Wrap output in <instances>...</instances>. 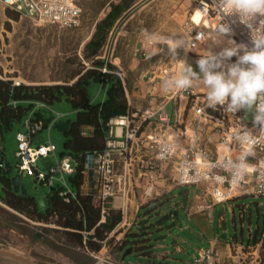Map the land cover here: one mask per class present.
Returning a JSON list of instances; mask_svg holds the SVG:
<instances>
[{
    "label": "rangeland",
    "instance_id": "rangeland-1",
    "mask_svg": "<svg viewBox=\"0 0 264 264\" xmlns=\"http://www.w3.org/2000/svg\"><path fill=\"white\" fill-rule=\"evenodd\" d=\"M108 1L85 0L88 6L85 23H81L79 27L67 29L37 23L20 15L18 19H15L8 15V8L0 5V78L16 80L24 84L74 83L92 67V63L84 58L83 51L87 42L92 38L94 21ZM165 4L176 16L184 15L183 22H180V29L175 31L172 37L183 38L185 41L186 26L195 8V0H166ZM174 21L178 23L177 20ZM209 48L215 51L221 50L220 44L209 41L206 46L200 48L199 52L203 53L204 51L201 50ZM144 52L139 51L138 58H145L149 53H156L145 62L144 71H141L140 66L135 70L129 69L136 53L130 48L129 43H125L122 48L113 53L121 60L122 69L118 68L121 74L119 77L124 80L127 87L138 85V81L142 80L141 76L147 69L150 72L144 78L145 84L150 73L163 63L177 62L181 69V60L186 62L187 58L194 57L187 56L182 46L177 49V55L174 58L166 44L158 48L152 47L146 55H142ZM196 60L191 59L189 64L198 71ZM108 89L109 85H103L93 79L88 87L91 102L93 104L104 102ZM60 97L61 99L47 106L49 113L43 117L46 123L47 119L54 118V121L48 124L51 127L50 130L48 127L44 128L34 137L32 143L33 147L50 143L56 147L55 155L51 154L47 158L40 157L34 165L37 170L47 175L50 167L56 166L64 155L70 153V150L65 147L66 134L55 129V126L67 121L74 123L78 118V111L74 108L72 101L65 94ZM146 99H149L148 96ZM17 106H21L24 113L20 118L12 119L10 126L4 123L0 116V152L6 154L9 164L14 167L15 171L21 163L17 156V134L26 132L27 121L40 118L41 114L36 100L19 101ZM167 110L171 115L172 106H169ZM76 176V173L72 175L58 173L54 176L53 184L50 185L37 180L36 175L24 173L23 183L28 195L37 202L44 200L47 207L49 194L54 192L52 188L70 189L75 195L78 193L74 184ZM173 188L172 193L164 198H162V192L160 196L142 198V200L138 193L130 195L125 200L121 198L123 203L127 204L126 207L120 204L121 200H118L116 205L113 202L111 216L120 218L121 222L109 234L108 240L102 244L103 247L99 252L81 246L77 242L76 235H70L65 229L56 225L55 218L50 221H36L14 209L10 212L2 208L7 218L24 223L22 227L27 234L0 226V250L13 253L16 259L38 264H101L103 261L107 262H103L105 264H190L197 251L207 248L209 240L214 238L217 232H220L221 236L228 235L231 238L236 235L239 238L244 237L247 241L250 231L256 233L258 229L260 231L264 229V195L239 196V199L220 204L213 217L189 216L184 205L189 207L192 202L195 204V195L200 190L195 185L179 187L175 183ZM141 205H144V209L132 232H150L148 237L151 238L153 255L148 257L133 252L123 262L118 257L120 242L129 231L125 232L127 225L123 227L122 223L125 219L129 221L131 218H136V209L142 208ZM220 215L225 217L221 227H219ZM182 220L186 223L185 227H180ZM160 237L162 239L155 241ZM130 240L134 239L131 237ZM261 249L260 264H264V249Z\"/></svg>",
    "mask_w": 264,
    "mask_h": 264
},
{
    "label": "built area",
    "instance_id": "built-area-1",
    "mask_svg": "<svg viewBox=\"0 0 264 264\" xmlns=\"http://www.w3.org/2000/svg\"><path fill=\"white\" fill-rule=\"evenodd\" d=\"M195 2L186 26L185 43L190 48H184L187 56L200 58V48L211 41L208 39L220 23L231 28V33L225 39L249 43L250 31L236 16H221L213 6L214 0ZM81 3L82 0H0V5L21 17L62 29L81 25ZM197 9L201 13L200 22L194 20ZM256 23L258 26L259 21ZM207 50L218 52L211 48ZM235 59L233 57L232 61ZM178 64L163 63L153 70L145 85V94L150 99L149 107L143 111L130 110L128 114L112 119L105 149L85 157L82 172L89 183L85 193L101 209L103 220L117 197L125 200L138 193L142 200L160 196L158 183L162 178L179 187L195 185L200 190L197 197L205 205L201 209L225 203L237 196L264 195V140L252 146L253 154L246 157L248 168L243 178L233 182L232 174V168L249 147L236 140L235 134L248 130L260 137V131L253 128L251 119H245L242 111L232 114L219 107H207V90L202 86L188 90H165L164 81L178 73ZM13 82L15 85L21 84L20 81ZM169 106H172L171 115L167 110ZM43 108L47 109V105L38 102V109L41 111ZM46 127L51 128L41 118L29 119L27 131L17 134V156L21 160L18 168L25 174L36 175V179L42 183L52 185L58 173H79L80 162L71 155H64L56 166L50 167L48 175L37 170L34 165L38 158L56 154V147L51 143L32 146L33 138ZM3 166L0 163V168ZM60 196L70 202V197H75V194L70 189L61 188ZM232 249L231 254L224 257L213 247L201 248L191 264L261 263L260 254H254L252 246L235 243ZM246 251L251 253L248 258L234 260L233 255ZM103 262L101 264H105Z\"/></svg>",
    "mask_w": 264,
    "mask_h": 264
},
{
    "label": "trees",
    "instance_id": "trees-1",
    "mask_svg": "<svg viewBox=\"0 0 264 264\" xmlns=\"http://www.w3.org/2000/svg\"><path fill=\"white\" fill-rule=\"evenodd\" d=\"M134 1L121 0L119 4L112 5L111 12L97 24L96 32L87 42L83 51L84 58L92 63V67L74 83H21L15 85L12 80L0 78V116L3 122L9 126L12 119L20 118L24 113V109L17 106L19 101L36 100L48 106L55 100L61 99L60 96L65 94L78 111L77 121L71 123L68 132L65 133L67 136L65 147L70 150L68 155L80 162V171L74 179L78 193L75 197H70V202H66L60 196L61 189L52 188L54 192L49 194V205L45 212L35 201L24 202L15 199L18 205H15L14 208L36 221H50L55 218L56 225L65 229L70 235H76L77 242L81 246L96 252L102 249V244L108 240L109 234L115 230L121 219L111 216L112 209L110 207L103 220L101 209L93 204L92 197L81 191L84 184L82 170L87 154L101 152L105 149L109 138L110 121L128 114L131 110L122 80L119 77L118 67L101 59L100 56L117 16L129 8ZM7 13L15 19L19 18V14L14 11L8 9ZM93 79L103 85H109L105 101L99 104H93L88 94V83ZM39 117L44 120L41 114ZM239 198L237 196L231 200ZM149 233L147 231L127 232L125 238L120 242V253H124L128 246H131L133 252L152 257ZM131 237L134 239L133 241L130 240ZM262 240L264 249V233Z\"/></svg>",
    "mask_w": 264,
    "mask_h": 264
},
{
    "label": "clouds",
    "instance_id": "clouds-1",
    "mask_svg": "<svg viewBox=\"0 0 264 264\" xmlns=\"http://www.w3.org/2000/svg\"><path fill=\"white\" fill-rule=\"evenodd\" d=\"M213 6L221 16L234 15L249 29V43L225 39L231 28L220 23L208 40L225 46L218 52L205 50L195 61L198 71L181 60L180 72L166 79L163 86L165 90L202 86L207 90V107H219L232 114L242 111L245 119H251L261 136L256 137L248 130L235 134L236 140L249 146L232 168L233 182H238L247 171L246 157L253 154L252 146L264 140V0H214ZM149 38L156 44H166L174 58L178 48L190 49L183 38L157 37L154 33H149Z\"/></svg>",
    "mask_w": 264,
    "mask_h": 264
},
{
    "label": "crops",
    "instance_id": "crops-1",
    "mask_svg": "<svg viewBox=\"0 0 264 264\" xmlns=\"http://www.w3.org/2000/svg\"><path fill=\"white\" fill-rule=\"evenodd\" d=\"M121 2V0H109L105 8H102V12L98 15V17L95 19L93 26H92V32L91 35L96 32V26L97 24L106 18V16L111 12L112 5H117ZM166 0H135L133 4L126 8L122 13H120L115 22L113 23L109 35L107 37V40L102 48V55L100 56L101 59H106L105 61H109L111 64L115 65L118 68H121V60L118 56H114L113 53L122 48L125 43H129V46L131 49L135 50V59L132 60L129 69L135 70L136 68L142 69L141 71H144V67L146 65V61L149 59L145 58H138V52L145 51L142 53V55H146L147 51L150 48H158L162 44H156L154 40L149 38V33L156 34L157 37H172L175 31L177 32L180 29V22H183L184 15L173 14L170 12L168 5L165 4ZM82 8H83V16H82V23H85L86 19V11H88V6L85 3V0H82ZM174 20H177L175 23ZM191 59H199L197 57H191L187 58L186 63L189 64ZM128 69V70H129ZM138 70V69H137ZM150 72L149 69L146 70L145 74H142V80L138 81L139 84L131 87H127L124 80H122L126 97L128 100V104L131 107V110L136 111H143L144 109L149 107V99H146L145 95V81L144 78L147 76V74ZM144 73V72H143ZM120 74V73H119ZM126 74V73H125ZM161 95H163V92L160 89ZM111 129V126H110ZM119 131V129H118ZM110 135V131H109ZM34 141V138H33ZM32 141V143H33ZM88 180H85L84 177V184L81 187V191L85 193L87 188ZM173 182L168 180L167 178L160 179L158 185L160 187V190L162 192V198L170 195L173 191ZM198 194V193H197ZM197 194L195 195L196 203L192 202L190 206L184 205V209L188 210L189 216L192 215H203L208 217H213L216 208L220 204L211 205L208 209H201L204 202L199 200L197 197ZM160 199V198H159ZM158 199V200H159ZM120 201V204H123L124 207L127 206V204L119 197H117L113 202L116 205L117 202ZM224 204V203H221ZM114 206V205H113ZM142 208L136 209V218H131L129 221L125 219L123 221L122 226L124 227L125 224L127 225V228L125 229V232L129 231L132 232L133 229L136 227L139 218L141 217V211L144 209V205H141ZM148 207V206H147ZM146 208V207H145ZM17 212H20L16 210ZM22 213V212H20ZM24 214V213H22ZM26 215V214H24ZM175 217V216H174ZM32 219V218H31ZM225 220V217L223 215L219 216V227H221L222 222ZM184 221V220H183ZM38 224V223H35ZM184 227L186 226V223L184 222ZM264 233V229L262 232L258 229V232L253 233L250 231L249 238L247 241H245L244 237L239 238L237 235L234 237H228L226 235L225 238H222L220 235V232H217L216 236L209 240V246L207 248L213 247L217 249L224 257L229 256L231 254L232 245L235 243H242L245 246H252V249L255 253L261 254L262 251V236ZM123 253H119V259L121 260ZM197 254V253H196ZM195 254V255H196ZM250 252H242L240 255H233L234 260H239L240 258L246 259L250 256ZM153 255V254H152ZM191 264V263H190Z\"/></svg>",
    "mask_w": 264,
    "mask_h": 264
},
{
    "label": "water",
    "instance_id": "water-1",
    "mask_svg": "<svg viewBox=\"0 0 264 264\" xmlns=\"http://www.w3.org/2000/svg\"><path fill=\"white\" fill-rule=\"evenodd\" d=\"M91 85V82L88 83V87ZM49 113V110L46 108H43L41 110V115L43 117H46ZM54 121V118L51 117L47 119V124L52 123ZM71 126V121L67 122H61L58 123L55 126V129L62 131L64 133H67L69 128ZM0 163H3L4 166L3 168H0V175L1 176H6L9 178L10 183L12 184L13 191L17 194L20 193L21 196H29L27 188L25 184L23 183V172H21L18 168L17 171H15L14 167L11 166L8 162L7 156L4 152H0ZM37 204L40 206L41 210L46 209V204L44 200H41L37 202ZM177 215V213L175 214ZM184 221H181L180 227H184ZM226 235H222V238H225ZM160 238H156L155 241H158ZM133 253V247H128L124 253L122 254L121 261L125 262L126 258ZM0 264H38V263H31L23 260L16 259L12 256L1 254L0 253Z\"/></svg>",
    "mask_w": 264,
    "mask_h": 264
},
{
    "label": "flooded vegetation",
    "instance_id": "flooded-vegetation-1",
    "mask_svg": "<svg viewBox=\"0 0 264 264\" xmlns=\"http://www.w3.org/2000/svg\"><path fill=\"white\" fill-rule=\"evenodd\" d=\"M15 199H17L16 201H18L19 199V201L21 200L24 202H37L31 196H21L20 193H15L13 191V187L9 181V178L0 175V226L10 230L22 232L23 234H27L26 230L22 227L24 225L23 222L12 221L11 219L5 216V213L2 210V208H5L10 212H13L11 209L16 210L14 207L15 205H18V202H15ZM45 210L43 211L45 212ZM22 219L25 221H29L26 218Z\"/></svg>",
    "mask_w": 264,
    "mask_h": 264
},
{
    "label": "bare ground",
    "instance_id": "bare-ground-1",
    "mask_svg": "<svg viewBox=\"0 0 264 264\" xmlns=\"http://www.w3.org/2000/svg\"><path fill=\"white\" fill-rule=\"evenodd\" d=\"M194 20L196 22H200L201 21V13H200V10L199 9L196 10V13L194 15ZM118 132H119V134L121 133V129L120 128H119V131ZM0 253L1 254H5V255H9V256H12V257H15V255H13V253L7 252L6 250L5 251L0 250ZM131 264H136V263H131Z\"/></svg>",
    "mask_w": 264,
    "mask_h": 264
}]
</instances>
